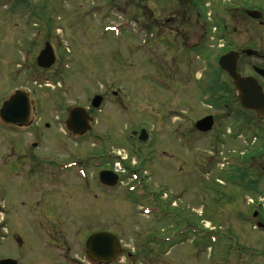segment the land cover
<instances>
[{"label": "rangeland", "instance_id": "obj_1", "mask_svg": "<svg viewBox=\"0 0 264 264\" xmlns=\"http://www.w3.org/2000/svg\"><path fill=\"white\" fill-rule=\"evenodd\" d=\"M182 1L0 0V102L20 89L39 100L41 125L56 117L61 123L75 107L94 119L80 141L73 142L70 135L67 141L55 125L51 131L57 146L42 143L53 148L45 153L58 159L93 156L85 176L71 169L56 188L39 183L32 171L25 184L11 177L7 202L14 203L8 206L9 216L1 209L0 162V222L8 223L7 230L0 225V260L61 264L54 252L39 250L34 219L26 213L40 199L58 203L59 223L69 224L68 245L75 258L84 250L82 238L103 230L121 239L125 249L143 252L136 264H146L148 243L158 239L163 244L152 248L157 264H245L226 241L232 233L241 240L260 239L241 221L247 195L228 183L233 163L227 157L231 149H242L241 140H225L226 120L218 121V133L199 136L194 130L198 119L222 117L215 107L226 104L223 92L213 94L214 109L206 102L205 90L213 78L220 86L228 82L215 72L219 43L213 18L229 15L232 5L245 0H203L201 10L191 9L190 25L181 23ZM46 43L55 64L42 69L36 59ZM95 96L103 98L97 110L90 105ZM142 130L147 140L138 143ZM118 152L124 161L113 160ZM113 168L122 174L119 184L101 189L98 173ZM152 206L159 209L150 214ZM18 214L24 216L23 223ZM15 233L23 236L20 243Z\"/></svg>", "mask_w": 264, "mask_h": 264}, {"label": "flooded vegetation", "instance_id": "obj_2", "mask_svg": "<svg viewBox=\"0 0 264 264\" xmlns=\"http://www.w3.org/2000/svg\"><path fill=\"white\" fill-rule=\"evenodd\" d=\"M250 2L251 0L238 1L228 9L229 15L217 14L215 21H213L215 39L219 43L216 48L219 50L217 51L216 65H218L219 58L229 55L227 61L229 67L234 65L235 74L240 79L246 80V91L248 94H252L250 97L246 96L249 106L245 107L241 104L233 80L218 67V74L228 81L227 83L223 82L221 86L219 85L220 92L226 95V104L218 107L210 105L209 107L212 109L215 107V110L222 112L223 115L220 118L208 115L213 119L212 129L208 133L202 134L194 130L195 134L199 136L212 134L219 129L218 121L226 120L228 124L224 131L227 135L225 140L229 144L241 140L242 149L229 151V157L233 164L229 170L228 183L232 189L240 190L247 195V202L245 203V198L243 200L244 213L241 215V221L244 227H249L250 231L256 233L253 235L260 239L255 242L246 239L241 240L232 233L227 237V247L230 251L239 253L240 258H244L245 264H264V243L261 241L264 239V0H257V4L253 3L252 5ZM180 7L182 10L181 23L190 25L192 22L191 9L195 11L199 9L200 5L194 0H183L180 2ZM249 12L257 13L255 14L257 18L250 16ZM201 17L202 15L198 10L196 18L200 20ZM211 41H214V36H211ZM200 44L201 41L195 45L199 47ZM210 47L213 48L214 44ZM32 97L35 98L34 95ZM33 101L28 108L27 118L16 126L4 125L0 119V145L3 148V152H0V162H2L3 167L2 183L4 186L1 209L5 216L11 215L9 208L14 202H7V195H11L9 182H12L15 177L21 178L22 183L25 184L26 178L31 177L29 171H32L39 183L44 184L47 188H56L63 179L69 177V172H72L71 169L78 168V171H83L89 165L87 157L82 161L78 158L69 159V156L67 159H58L56 154L45 153L53 148L45 149L42 143L50 144L53 147L57 146V137L55 132L51 131V127L57 125L60 130L63 127L58 123L57 117L52 119L50 124L46 122L41 125L40 121L44 112L39 100L35 98ZM216 133L218 132L216 131ZM221 135H223L222 132L220 135L215 134L217 142H219ZM24 136H29V141H33L28 143L29 141ZM64 138L69 141V137ZM237 161H240L239 165L236 164ZM32 163H34L33 166ZM25 170L28 173L21 176ZM108 171L114 172V168L108 169ZM117 176L120 178L119 174ZM11 177H14L13 180L10 179ZM9 205L10 207H8ZM58 210V203L45 204L40 199L36 200L34 204H29L26 208L27 215L34 219L33 225L38 231L36 235L38 236L39 250L54 252L56 259L61 264H94L86 254L85 243L92 234L103 232V230L92 234L87 233L85 240L84 237L81 240L84 250L80 254L83 256L75 258V255H70L68 245L69 224L65 227L63 223H59ZM66 212L69 214V204L65 208V214ZM17 219L21 223L24 222L23 215L18 214ZM2 222L4 230H7L8 223L4 220ZM18 227L22 228L20 225ZM4 232L7 236V232ZM22 239L23 236L20 233H15L16 244L20 243ZM119 241L122 242L121 239ZM149 245L153 247L151 243ZM18 246L21 247L19 244ZM125 247H122L121 244L117 264H134L133 256L137 252L136 248L128 251V248L125 249ZM149 253L153 254V250L151 249ZM5 259H13L17 264H22L20 259L11 257ZM30 261L31 264H36L32 262V259Z\"/></svg>", "mask_w": 264, "mask_h": 264}, {"label": "water", "instance_id": "obj_3", "mask_svg": "<svg viewBox=\"0 0 264 264\" xmlns=\"http://www.w3.org/2000/svg\"><path fill=\"white\" fill-rule=\"evenodd\" d=\"M256 13H249L250 16L255 17ZM229 55L222 57L219 61V67L221 70L226 72L236 87L237 96L245 107L249 106L246 100V96H251L246 91V80L240 79L238 75L235 74V67H229L228 61ZM55 63V57L53 50L49 44H45L44 49L39 53L36 64L39 68L49 69ZM101 97L96 96L91 101V107L94 109L99 108L101 104ZM30 102L28 96L22 91H16L11 95L2 105L1 108V118L5 124H18L23 122L27 115L29 114ZM260 116L262 114L258 112ZM93 119L88 116L85 109L77 107L71 109L68 113V118L66 121V127L72 135L82 138L86 136L91 131V124ZM213 126V121L211 117H206L195 124L196 130L202 133H206L211 130ZM133 133L132 135H135ZM147 138L144 131H141L139 135L140 141H145ZM99 180L101 184L109 187H114L117 184V177L110 172H101L99 174ZM85 248L87 250L88 256L99 263L110 264L114 261L118 249V243L116 239L107 233H98L89 237L86 242ZM0 264H16L12 260H2Z\"/></svg>", "mask_w": 264, "mask_h": 264}, {"label": "trees", "instance_id": "obj_4", "mask_svg": "<svg viewBox=\"0 0 264 264\" xmlns=\"http://www.w3.org/2000/svg\"><path fill=\"white\" fill-rule=\"evenodd\" d=\"M215 82H217V81L213 79V82H212V86H213L212 89H213V90H217V88H216V85H217V84H214ZM213 84H214V85H213ZM217 86H218V85H217ZM213 94H214V92H213ZM212 98H213V97H212Z\"/></svg>", "mask_w": 264, "mask_h": 264}]
</instances>
